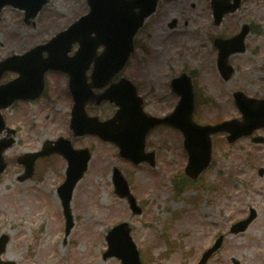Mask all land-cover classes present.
Segmentation results:
<instances>
[{
	"label": "rangeland",
	"instance_id": "1",
	"mask_svg": "<svg viewBox=\"0 0 264 264\" xmlns=\"http://www.w3.org/2000/svg\"><path fill=\"white\" fill-rule=\"evenodd\" d=\"M160 3L155 17L137 35V52L124 73L137 83L147 113H170L179 99L168 82L190 69L203 96L214 100L196 107L195 119L200 123L213 124L238 115L230 97L234 90L264 96V0H244L240 11L226 17L220 27L211 21L209 0ZM47 9L35 27H24L18 13L8 11L2 16L0 58L47 40L88 10L85 0H52ZM173 19L177 25L171 29L168 23ZM243 24L253 31L245 37V51L228 59L233 77L222 80L212 37L232 38ZM64 80V76L48 77L47 97L35 105L19 104L13 114L12 110L4 114L14 124L9 126L16 130V143L3 154L8 166L0 175V235L10 237L2 259L16 264H120L116 258L103 260L105 236L110 227L127 222L139 252L150 250L155 259L147 264H196L215 237L227 235L229 225L251 206L257 212L256 221L245 233L228 236L209 264H232L231 258L241 264H264V174L258 171L264 170V145L243 141L232 146L216 136L219 142L212 166L202 181L220 190L202 192L196 186H185L176 191L174 179L184 184L186 153L181 134L164 127L151 131L146 141L148 150L156 151L157 169L133 166L116 156L113 145L97 137L73 141V147L90 148L92 159L71 200L75 226L64 242L56 188L64 181L65 160L56 155L38 159L33 177L22 182L17 178L23 167L15 160L21 154L40 151L46 140L70 138V98L62 96L65 92L59 94ZM112 110L105 105L99 114L105 118ZM113 168L126 177L142 209L140 215H134L126 199L115 195ZM165 235L171 245L164 241Z\"/></svg>",
	"mask_w": 264,
	"mask_h": 264
},
{
	"label": "water",
	"instance_id": "2",
	"mask_svg": "<svg viewBox=\"0 0 264 264\" xmlns=\"http://www.w3.org/2000/svg\"><path fill=\"white\" fill-rule=\"evenodd\" d=\"M48 2L49 0H0V14L4 7L16 8L24 12V20L28 22V18L35 19ZM157 2L158 0H87V6L90 8L87 15L80 16L67 30L55 35L48 43L37 46L26 54L13 56L12 59L17 63L13 69L20 76L12 83L0 86V110L7 108L13 100L18 98L26 100L37 98L44 86L43 78L47 71L65 72L69 77V89L74 94L72 119L69 124L73 136L82 137L85 134H97L104 141L114 143L118 147V154L135 165L146 162L154 166V154L152 152L145 153V139L154 127L160 124L172 125L183 132L184 147L188 153L185 174L193 180L197 179L210 165L213 153L211 135L227 133V139L233 143L236 142V139L252 133L257 127L264 128V99L248 98L241 92H234L232 96L242 113V119L225 121L214 126H202L193 120L194 88L191 77H187L185 74L170 83L171 89L180 96V102L170 115L159 119L142 112L143 101L136 97V90L129 80L121 78L119 83L112 85L111 80L123 70L128 56L134 52L135 34L144 26L145 20L153 15L158 5ZM222 3L228 4L227 1H220L218 4L215 0L211 3L214 22L218 24L224 15L236 11L240 0H235L233 4L219 8ZM244 34L245 32H242L237 38L239 43L230 50L224 48V44L230 42H218L217 65L220 74L225 79H228L232 74L231 67L226 64L227 58L232 52L243 51ZM74 44L78 45V51L69 59L67 55ZM99 47H103L104 50L97 57L95 52ZM44 52L47 53V58L37 59V54L42 55ZM8 61L10 59L0 62V73L6 70L4 67ZM92 61H95L93 75L98 89H103L106 84H111L92 101L95 100L99 105L107 99L119 106L114 117L105 122H99L97 117L87 118L84 111L85 105L90 99L85 96L87 94L83 91L82 77ZM119 86L129 87L128 97L121 98L118 95L116 90ZM126 99L130 101L131 107L125 101ZM3 130L4 123L0 116V133ZM13 143V139L7 143L0 141V173L6 167L2 159L3 150L9 148ZM53 153H58L67 160L65 183L58 188L67 223L65 231L67 236L73 226L70 200L77 182L86 172L90 160L88 149L75 150L65 139H59L53 142V145L51 142H46L41 152L21 156L17 159L19 163L24 164L26 171L20 180L32 176L36 158ZM112 178L117 195L127 197L131 210L139 214L140 209L136 207L135 199L131 196L127 183L119 170L114 169ZM241 223L246 224L247 222ZM121 228L123 231L120 230ZM119 230L123 232L121 239L116 240L108 237L109 250L106 257L115 255L122 264H141L135 245L130 240L127 225L122 224L120 227L114 228L111 234ZM7 241L8 237L6 236H2L0 239V255L5 250ZM218 245L219 242L211 251H214ZM209 253L205 257H208ZM205 259L202 258L199 264H204ZM0 264L13 263L0 261Z\"/></svg>",
	"mask_w": 264,
	"mask_h": 264
},
{
	"label": "flooded vegetation",
	"instance_id": "3",
	"mask_svg": "<svg viewBox=\"0 0 264 264\" xmlns=\"http://www.w3.org/2000/svg\"><path fill=\"white\" fill-rule=\"evenodd\" d=\"M250 209H248V211H249ZM245 215V214H244ZM246 216V215H245ZM244 218V217H243Z\"/></svg>",
	"mask_w": 264,
	"mask_h": 264
}]
</instances>
